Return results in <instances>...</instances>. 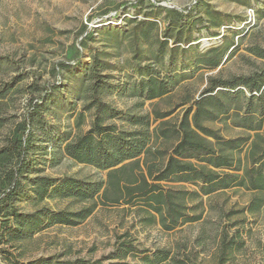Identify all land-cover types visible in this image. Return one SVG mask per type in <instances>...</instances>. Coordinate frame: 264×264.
Masks as SVG:
<instances>
[{"label": "rangeland", "instance_id": "374dc122", "mask_svg": "<svg viewBox=\"0 0 264 264\" xmlns=\"http://www.w3.org/2000/svg\"><path fill=\"white\" fill-rule=\"evenodd\" d=\"M173 10L187 14L183 24L168 14ZM169 24L176 26L171 33ZM176 40L183 46L173 56ZM259 50H264V0H0V148L26 120L30 104L43 100L39 117L30 124L36 144L27 156L41 173L30 179L106 183L107 171L79 164L63 151L67 141L91 129L93 103L122 112L105 123L126 130L131 129L125 122L129 114L152 118L154 108L171 114L165 122L178 124L210 77L263 73ZM200 56L219 57L221 65L207 69L199 64ZM150 75L166 81L170 94L145 100L142 83ZM39 118L46 125L37 126ZM208 126L225 138L254 135L223 121ZM49 134L54 148L48 152V142H41ZM170 145L155 143L161 149ZM25 193L18 206L27 215L43 208L74 212L83 207L64 198L35 206L32 187ZM250 198L243 190L205 197L201 221L170 233L160 226L141 227L128 207H99L77 227L53 226L13 249H1L22 264L47 258L110 264L117 262L110 259L127 234L139 252H172L173 264H264V206L256 216L243 213ZM5 258L0 254V264H8ZM139 259L131 256L126 262L140 264Z\"/></svg>", "mask_w": 264, "mask_h": 264}, {"label": "trees", "instance_id": "16d2710c", "mask_svg": "<svg viewBox=\"0 0 264 264\" xmlns=\"http://www.w3.org/2000/svg\"><path fill=\"white\" fill-rule=\"evenodd\" d=\"M168 14H172L178 24H183L188 17L176 10ZM169 27L170 33L176 28L173 24ZM145 33L147 39L149 32ZM170 38L171 35L166 36V40ZM163 44L166 46L167 42ZM175 45L171 50L173 56L179 50L178 45L183 46V43L176 40ZM257 55L264 59V50H259ZM199 59V64L207 69L221 65L219 57L200 56ZM244 89L249 97L245 96ZM142 93L145 100L153 101L169 95L170 91L166 81L150 75L142 83ZM43 105V100L32 102L26 120L17 125L13 135L0 148V254L5 255L4 261L8 264L22 263L8 250H2V246L13 249L16 243L34 239L35 235L53 226L77 227L99 207H128L141 227L160 226L170 233L201 221L203 199L215 194L237 190L250 192L251 198L242 212L252 216L264 206V72L255 77L229 80L210 77L200 98L184 110L178 124L165 122L171 114L154 108L152 118L129 114L125 122L131 129L126 130L117 124L105 123L122 112L111 110L102 102L93 103L90 108H96V115L91 129L67 141L63 151L67 158L79 164L107 171L106 183L46 176L30 179L31 175L41 173L35 172L27 156L36 144V131L30 124L39 117ZM37 121V126L46 125L42 118ZM218 121L254 135L225 138L220 130L208 126ZM2 126L0 124V128ZM49 137L50 134L46 135V141L41 142H48V152L54 148ZM160 140L171 143L170 148L155 147ZM243 152L246 154L241 158ZM28 186L32 187L35 206L51 198H64L83 207L74 212H52L43 208L33 214H24L18 205ZM121 240L110 259L117 262L110 264H129L126 260L131 256L139 257L140 264H173L176 261L168 250L139 252L127 234ZM29 264L105 262L83 259L65 262L47 258Z\"/></svg>", "mask_w": 264, "mask_h": 264}]
</instances>
